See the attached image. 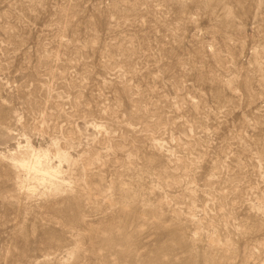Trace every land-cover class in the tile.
<instances>
[{
  "label": "rangeland",
  "instance_id": "obj_1",
  "mask_svg": "<svg viewBox=\"0 0 264 264\" xmlns=\"http://www.w3.org/2000/svg\"><path fill=\"white\" fill-rule=\"evenodd\" d=\"M0 264H264V0H0Z\"/></svg>",
  "mask_w": 264,
  "mask_h": 264
},
{
  "label": "bare ground",
  "instance_id": "obj_2",
  "mask_svg": "<svg viewBox=\"0 0 264 264\" xmlns=\"http://www.w3.org/2000/svg\"><path fill=\"white\" fill-rule=\"evenodd\" d=\"M34 155H35V153H34ZM36 155H39V154H36ZM62 156H63V155H62ZM36 159H37V163H38V164H36V165H40V164H39L40 156H37ZM25 162H26V160H25ZM32 162H35V161H32ZM40 162H41V161H40ZM29 164H30V163H29ZM33 164H35V163H33ZM17 166H18V165H17ZM26 166H27V165L24 164V165L22 166V168L25 170V168H28V167H26ZM19 167H20V166H19ZM31 167H32V166H31ZM36 167H37V166H36ZM39 167H40V166H39ZM14 168H15V167H14ZM34 168H35V166H34ZM29 169H30V168H29ZM27 170H28V169H27ZM32 171H33V170H32ZM37 171H38V170H37ZM21 172H22V169H21ZM33 172H34L33 174H35L36 171H33ZM38 172H39V171H38ZM26 173H27V172H26ZM28 174H29V173H28ZM35 176H36V174H35ZM37 176H38V175H37ZM42 176H43V175H42ZM40 177H41V176H40ZM40 177H36V178H40ZM45 178H46V177H45ZM42 179H43V178H42Z\"/></svg>",
  "mask_w": 264,
  "mask_h": 264
}]
</instances>
